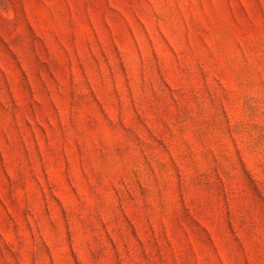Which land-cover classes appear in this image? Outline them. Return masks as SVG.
<instances>
[{"label":"rangeland","instance_id":"obj_1","mask_svg":"<svg viewBox=\"0 0 264 264\" xmlns=\"http://www.w3.org/2000/svg\"><path fill=\"white\" fill-rule=\"evenodd\" d=\"M0 264H264V0H0Z\"/></svg>","mask_w":264,"mask_h":264}]
</instances>
